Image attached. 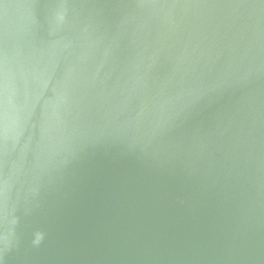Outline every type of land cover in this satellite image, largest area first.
Returning <instances> with one entry per match:
<instances>
[{"label": "water", "instance_id": "95a60500", "mask_svg": "<svg viewBox=\"0 0 264 264\" xmlns=\"http://www.w3.org/2000/svg\"><path fill=\"white\" fill-rule=\"evenodd\" d=\"M0 264H264V0H0Z\"/></svg>", "mask_w": 264, "mask_h": 264}]
</instances>
